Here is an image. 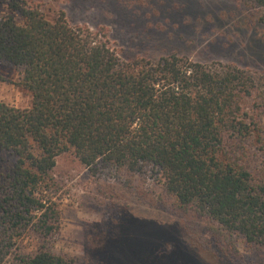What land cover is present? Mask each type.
<instances>
[{"label":"trees","instance_id":"trees-1","mask_svg":"<svg viewBox=\"0 0 264 264\" xmlns=\"http://www.w3.org/2000/svg\"><path fill=\"white\" fill-rule=\"evenodd\" d=\"M249 1L264 26V0ZM8 6L18 20L0 18V65L21 69L31 106L0 101V264H78L52 252V171L63 154L90 170L151 173L173 213L264 252V73L122 58L105 27L71 25L63 10L50 21L29 0ZM26 231L41 239L33 255L19 248Z\"/></svg>","mask_w":264,"mask_h":264},{"label":"rangeland","instance_id":"rangeland-1","mask_svg":"<svg viewBox=\"0 0 264 264\" xmlns=\"http://www.w3.org/2000/svg\"><path fill=\"white\" fill-rule=\"evenodd\" d=\"M29 1L38 3L50 21L63 10L71 25L107 28L122 58L176 55L264 73V26L259 8L249 0ZM8 3L0 0V18L18 20ZM20 76V68L0 65V101L23 110L31 106V95L18 85ZM52 177L50 196L60 215L52 252L78 264H264V252L252 254L240 237L225 242L194 214L173 213L151 173L90 170L63 154ZM40 242L26 231L19 248L33 255ZM14 263L9 256L4 262Z\"/></svg>","mask_w":264,"mask_h":264}]
</instances>
